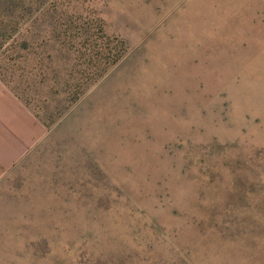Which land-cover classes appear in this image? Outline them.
I'll list each match as a JSON object with an SVG mask.
<instances>
[{"label":"rangeland","instance_id":"1","mask_svg":"<svg viewBox=\"0 0 264 264\" xmlns=\"http://www.w3.org/2000/svg\"><path fill=\"white\" fill-rule=\"evenodd\" d=\"M0 89V264H264V0H0Z\"/></svg>","mask_w":264,"mask_h":264},{"label":"crops","instance_id":"2","mask_svg":"<svg viewBox=\"0 0 264 264\" xmlns=\"http://www.w3.org/2000/svg\"><path fill=\"white\" fill-rule=\"evenodd\" d=\"M9 95L0 89V173L19 158L24 147L29 146V118ZM24 121L27 132L23 134Z\"/></svg>","mask_w":264,"mask_h":264}]
</instances>
